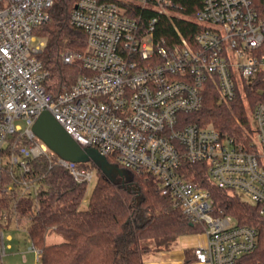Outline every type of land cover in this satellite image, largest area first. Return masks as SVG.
Instances as JSON below:
<instances>
[{
    "label": "built area",
    "instance_id": "1",
    "mask_svg": "<svg viewBox=\"0 0 264 264\" xmlns=\"http://www.w3.org/2000/svg\"><path fill=\"white\" fill-rule=\"evenodd\" d=\"M54 2L0 0L2 165L28 172L33 159L45 156L49 167L60 165L78 182L94 180V168L59 156L34 133L48 110L82 146L111 155L124 169L155 175L186 217L205 226V242L193 246L197 264H235L254 251L257 228L217 213L211 192L188 175L185 163H204L218 186L260 204L264 215V95L250 111L260 152L211 123H185L181 114L202 107L208 84L230 102L264 70V0H202L194 17L202 30L192 42L178 30L172 46L155 36L171 0H130L156 12L145 24L116 1L78 0L70 21L86 31L88 48L65 49L62 60L80 59L88 73L57 95L45 88L46 40L35 32L50 20ZM22 184L23 193L36 188ZM7 245L1 230V254Z\"/></svg>",
    "mask_w": 264,
    "mask_h": 264
},
{
    "label": "trees",
    "instance_id": "2",
    "mask_svg": "<svg viewBox=\"0 0 264 264\" xmlns=\"http://www.w3.org/2000/svg\"><path fill=\"white\" fill-rule=\"evenodd\" d=\"M78 0H55L51 18L36 28L46 44L40 58L49 71L45 88L57 95L70 88L76 79L88 73L80 59L65 64L62 52L71 49L85 53L88 48L86 31L73 25L71 12ZM116 1L128 8L131 16L145 24L156 12L136 2ZM202 0H171L170 15L159 14L155 29L157 38H165L172 46L180 40L178 30L190 42L202 26L194 20ZM244 97L226 102L218 90L208 84L200 109L181 114L185 123L213 124L226 137L257 151L250 111L264 95V70L245 89ZM109 162L117 161L107 155ZM0 158V231L11 220L28 222V235L40 251V264H144L148 253L171 251L175 243L189 236L202 234L205 226L190 221L164 193L155 175L126 169L127 176L110 179L93 162L83 163L96 170L97 180L88 206L82 207L89 184L78 182L60 165L49 167L45 156L31 161V169L21 172L17 166L3 164ZM262 163V160H261ZM122 167V166H121ZM189 176H195L209 189L215 209L232 216L239 224L257 228L256 249L242 255L235 264H264V215L261 205L253 203L237 191L218 186L209 176L204 163H185ZM23 180L36 185L31 193H23ZM4 215L9 218L5 224ZM55 232L63 236L59 242H47ZM181 264H197L194 247L185 248ZM0 264L2 262L0 246Z\"/></svg>",
    "mask_w": 264,
    "mask_h": 264
},
{
    "label": "rangeland",
    "instance_id": "3",
    "mask_svg": "<svg viewBox=\"0 0 264 264\" xmlns=\"http://www.w3.org/2000/svg\"><path fill=\"white\" fill-rule=\"evenodd\" d=\"M129 1L130 0H122V2H127V3ZM241 93L247 104V97L245 90L243 88L241 89ZM251 124H252V118H251ZM258 150L259 152L261 151L260 149ZM261 160H262L261 163L262 167H264V156H262ZM96 180H97V176L89 184L85 199L82 203V207L84 208L88 206L89 197L94 188ZM27 227H28V222L26 220L22 221L21 223H17V221L13 219L11 220L9 226H5L2 228V232L5 236L6 245L7 244L11 245L10 247H8L7 245L5 251L2 253L3 264H40V260L38 256L39 249L33 246V243L28 235ZM9 235H11V239H9L8 237ZM46 240L48 243L59 242L63 240V236L55 232H52L47 236ZM204 242H205L204 234L185 237L181 239L179 242L175 243L173 250H184L190 245L193 247V245L203 244ZM171 251L148 253L144 258V264H163L162 261L168 259V254H171Z\"/></svg>",
    "mask_w": 264,
    "mask_h": 264
},
{
    "label": "water",
    "instance_id": "4",
    "mask_svg": "<svg viewBox=\"0 0 264 264\" xmlns=\"http://www.w3.org/2000/svg\"><path fill=\"white\" fill-rule=\"evenodd\" d=\"M33 131L59 156L78 163L93 162L110 179L127 176L126 169L109 162L107 156L95 147L82 146L56 120L50 111L44 110L36 119Z\"/></svg>",
    "mask_w": 264,
    "mask_h": 264
},
{
    "label": "crops",
    "instance_id": "5",
    "mask_svg": "<svg viewBox=\"0 0 264 264\" xmlns=\"http://www.w3.org/2000/svg\"><path fill=\"white\" fill-rule=\"evenodd\" d=\"M8 237H9V239H11V235H9ZM8 245H10V244H8ZM196 245H198V244H196ZM193 246H195V245H193ZM189 247H192V246L190 245ZM184 251H185V249L184 250H172L171 254H168V259L165 261H162L163 264H181L183 262V259L185 256Z\"/></svg>",
    "mask_w": 264,
    "mask_h": 264
}]
</instances>
